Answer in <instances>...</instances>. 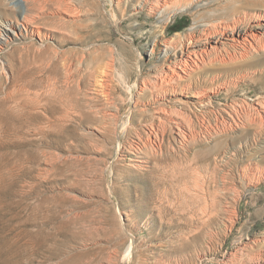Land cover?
<instances>
[{"label":"rangeland","instance_id":"rangeland-1","mask_svg":"<svg viewBox=\"0 0 264 264\" xmlns=\"http://www.w3.org/2000/svg\"><path fill=\"white\" fill-rule=\"evenodd\" d=\"M13 1L27 14L0 8L11 264H264V54L163 83L154 40L184 41L186 10L157 37L137 0Z\"/></svg>","mask_w":264,"mask_h":264},{"label":"bare ground","instance_id":"bare-ground-1","mask_svg":"<svg viewBox=\"0 0 264 264\" xmlns=\"http://www.w3.org/2000/svg\"><path fill=\"white\" fill-rule=\"evenodd\" d=\"M23 1L27 3V0ZM14 2L0 0V8L27 14L23 9L13 8ZM135 6H147L150 13L157 15V20L161 23L157 37L164 36V27L167 26L170 15L184 10L192 15L191 24L183 34L184 41L178 33L166 39L154 40L161 45L158 60L168 61L167 68L170 70V73L160 75L163 83L191 77L192 72L199 68V62L208 67L240 63L245 65L252 56L264 54V13L259 11L264 8V0H137ZM23 18L26 20L27 16L24 15ZM3 28L7 30L6 27ZM6 37L11 39L8 35ZM7 38L4 40L8 41ZM1 44L5 43L0 41V48ZM153 48L148 51L150 55L154 52ZM8 111L10 110L4 104L0 105V120L5 123L15 117V114ZM38 234L33 235L34 242L39 239ZM9 247V239L0 235V264H11ZM54 253L51 258L56 257L57 254ZM75 258L68 257L65 264H78Z\"/></svg>","mask_w":264,"mask_h":264}]
</instances>
